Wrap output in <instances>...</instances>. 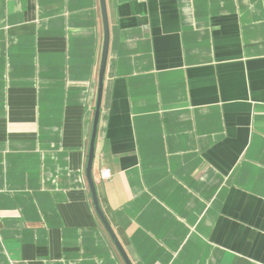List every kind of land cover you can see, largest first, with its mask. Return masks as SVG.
<instances>
[{
    "label": "crops",
    "instance_id": "0c3cea01",
    "mask_svg": "<svg viewBox=\"0 0 264 264\" xmlns=\"http://www.w3.org/2000/svg\"><path fill=\"white\" fill-rule=\"evenodd\" d=\"M105 7L131 263L264 264V0ZM102 43L99 0H0V264H125Z\"/></svg>",
    "mask_w": 264,
    "mask_h": 264
},
{
    "label": "water",
    "instance_id": "95a60500",
    "mask_svg": "<svg viewBox=\"0 0 264 264\" xmlns=\"http://www.w3.org/2000/svg\"><path fill=\"white\" fill-rule=\"evenodd\" d=\"M100 1V10H101V17H102V25H103V43H102V51H101V57H100V67L98 72V87H97V97H96V104L94 108V115H93V122H92V130L90 135V141H89V148H88V155H87V161H86V167H85V175L86 179L89 185L90 194L92 198V202L94 205V209L104 226L106 232L108 233L110 239L112 240L113 244L115 245L118 253L122 257L125 264H132L124 247L120 243L118 237L114 233L108 219L106 218L105 214L103 213L97 193H96V185L95 181L93 179L92 175V162L94 158V141L96 136V130H97V123L99 118V111H100V101H101V93H102V86H103V76L105 71V64H106V58H107V49H108V39H109V31H108V22H107V13H106V7H105V0H99Z\"/></svg>",
    "mask_w": 264,
    "mask_h": 264
},
{
    "label": "built area",
    "instance_id": "2783aa9c",
    "mask_svg": "<svg viewBox=\"0 0 264 264\" xmlns=\"http://www.w3.org/2000/svg\"><path fill=\"white\" fill-rule=\"evenodd\" d=\"M110 176V173H109V170L107 169V168H101L100 170H99V178L101 179V180H105V179H107L108 177Z\"/></svg>",
    "mask_w": 264,
    "mask_h": 264
}]
</instances>
